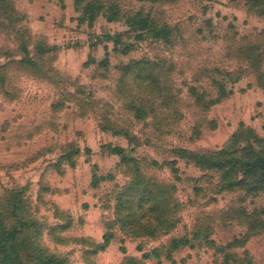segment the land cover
I'll list each match as a JSON object with an SVG mask.
<instances>
[{
    "label": "rangeland",
    "instance_id": "obj_1",
    "mask_svg": "<svg viewBox=\"0 0 264 264\" xmlns=\"http://www.w3.org/2000/svg\"><path fill=\"white\" fill-rule=\"evenodd\" d=\"M244 1L155 5L173 27L172 44L137 42L128 56L107 45L108 68L88 61L103 55V45L93 47L92 36L122 32L121 25L98 20L90 29L78 27L71 0L0 1V204L7 192L22 191L26 211L40 225L35 243L42 252L63 258L64 264H120L125 258L137 264H264V196L221 192L210 173L177 162L180 173L174 174L166 164L178 161L172 150L217 152L245 126L264 139V19ZM28 56L37 60L35 72L17 65ZM140 59L158 64L155 71L167 91L161 98L133 85L131 95L147 113L135 120L123 107L125 96L116 91L113 67ZM227 74L233 84L218 85ZM125 91L129 95L130 89ZM67 92L83 100L81 108ZM97 115L140 139L133 146L137 157L143 165L157 163L149 175L172 186L168 198L178 203L177 224L157 238L117 233L105 251L84 258L83 247L89 249L90 242L79 238L101 240L111 216L108 206L129 177L101 151L126 141L103 131L109 124ZM70 142L81 151L75 166L56 168L60 146ZM93 174L112 180L94 189ZM54 227L59 229L51 231ZM195 227L205 230L199 236L203 242L154 253L169 248L172 238L189 241Z\"/></svg>",
    "mask_w": 264,
    "mask_h": 264
},
{
    "label": "trees",
    "instance_id": "obj_2",
    "mask_svg": "<svg viewBox=\"0 0 264 264\" xmlns=\"http://www.w3.org/2000/svg\"><path fill=\"white\" fill-rule=\"evenodd\" d=\"M1 1V0H0ZM76 13L75 21L77 26H85L90 29L98 20L106 24H118L123 27L122 32L103 33L99 36H92L95 43L93 47L103 45V55L100 60L90 57L88 61L98 67L108 68L110 66V54L107 52V45L111 51L120 56H128L129 51L137 42L150 41V43L170 45L173 42V27L167 23L161 13L154 11L153 6L171 4L176 0H133L135 5L126 4V0H71ZM231 3L240 0H227ZM258 18L264 19V0H245L244 5L248 6ZM251 6V7H250ZM96 48V47H95ZM23 49V48H22ZM24 50V49H23ZM45 49L39 52L45 54ZM17 65L35 72L38 68L37 60L33 57L20 59ZM158 66L154 61L147 59L129 60L126 63L120 62L114 65L117 69L116 91L128 103L124 109L133 114L135 120L145 119L147 113L141 104L140 99L131 95L133 85L147 90L152 95L157 93L162 96V91L167 88L161 83L159 74L155 68ZM116 77V76H115ZM133 79V81H131ZM131 81V82H130ZM220 83L228 87L232 79L228 74L226 79ZM130 89L129 95H126ZM170 91L171 88L169 89ZM192 90V89H191ZM193 91V90H192ZM173 100H177L170 93ZM67 96L78 100V106L82 107L83 100L75 93L67 92ZM163 98V96L161 97ZM150 112L154 111L152 108ZM109 124V128L102 129L116 140L126 141L125 146L107 144L101 147L102 154L107 153L114 157L119 166H122L129 176L126 183L117 191L113 197L112 205L108 206L111 212L110 220L105 223V231L99 242L89 238H79V241H89V249L83 247V257L90 258L105 251L116 237L122 234L132 239L153 238L167 234L174 230L177 224L175 220V205L169 198V187L159 183L149 175L148 168L157 165L154 160L143 165L137 157L133 146L140 139L129 131H123L115 121L107 119L103 115H97ZM116 127V128H115ZM244 142V145L241 143ZM149 143V142H148ZM63 151L60 153L54 164L60 168L62 163L73 168L76 158L79 157L80 148L70 142L60 146ZM178 161H166L174 174L180 173L175 168L179 162L191 166L198 172L210 173L215 180V188L219 191L244 190L245 194H262L264 196V139L257 137L249 127H242L233 133L228 144L221 150L214 153H195L188 150H172ZM91 155V151H86ZM178 162V163H177ZM98 170L97 166H92ZM110 176L98 177L93 174L91 177V188L97 189L105 181H110ZM168 184V183H167ZM22 191L11 190L3 198L0 204V264H64V259L55 254L42 252L35 243L36 237L40 234L39 223L32 219L26 211L25 202L22 199ZM54 227L51 231H57ZM62 229V228H61ZM193 236L189 241L187 237L181 236L172 238L170 246H161L154 249V253L165 249L167 252L178 250L186 243L195 240L201 243L199 236L205 235V230L195 227L191 232ZM203 242V240H202ZM133 258H125L120 264H137ZM142 264V263H141Z\"/></svg>",
    "mask_w": 264,
    "mask_h": 264
}]
</instances>
